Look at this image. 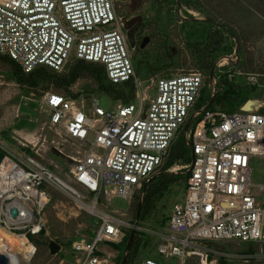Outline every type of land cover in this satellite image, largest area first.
I'll return each mask as SVG.
<instances>
[{"label": "built area", "instance_id": "1", "mask_svg": "<svg viewBox=\"0 0 264 264\" xmlns=\"http://www.w3.org/2000/svg\"><path fill=\"white\" fill-rule=\"evenodd\" d=\"M116 1L0 0V55L24 73L39 66L62 72L74 59L96 63L110 83H133L132 103H138L134 111L121 103L104 111L94 97L86 107L56 92L45 94L47 124L82 151L72 158L69 181L36 160L29 147L34 143L0 142V231L21 236L27 248L0 251L8 264H30L36 246L29 235L45 230L50 187L71 196L98 221L91 240L72 242L74 264H114L112 254L98 245L119 242L122 226L129 224L97 208V202L109 194L131 200L149 182L176 137L183 136L201 95L205 76L198 71L158 77L155 95H142L123 31L126 19L118 15ZM246 82L263 86L253 74ZM260 108L233 113L208 108L193 120L185 136L191 160L182 166L188 173L184 200L173 204L165 225L170 236L158 246L164 259L185 264L195 242L264 243V207L253 194L250 167L252 159L264 158ZM141 264L166 263L147 258Z\"/></svg>", "mask_w": 264, "mask_h": 264}, {"label": "rangeland", "instance_id": "2", "mask_svg": "<svg viewBox=\"0 0 264 264\" xmlns=\"http://www.w3.org/2000/svg\"><path fill=\"white\" fill-rule=\"evenodd\" d=\"M188 1L182 3L181 15L186 16L185 12L197 18L212 15L211 17L219 22L235 29L241 53L234 65L236 67L239 64L235 68L234 81L244 88H252L246 82V78L248 74H253L257 82L263 86L254 87V91L248 95L244 103L248 100L257 101L253 105L259 104L260 111H264V0H195L197 5L203 7L208 14H201L192 9L190 7L192 3ZM115 4L118 15L123 16L126 21L132 20L131 17L138 18L137 16L146 17L149 21L152 40L145 48L143 57L146 60L145 65L137 70L136 64L142 60H139L140 57L133 59L142 95L151 98L155 95L154 81L158 77L198 71L185 45L183 32L185 26L181 24L183 21L170 12L174 10V6L169 7L158 20H154L151 18L152 7L148 5L147 0H117ZM166 51L169 52L168 58L171 57V60H163L168 68L156 73L149 71L147 67L165 58ZM229 56H232V53ZM226 64L223 63L221 67ZM218 74L221 72L219 71ZM94 87L91 80L83 78L77 80L70 91L79 94L77 100L84 102L86 107H89L90 99L94 96L99 107L104 111L111 110L115 103L107 95L94 94ZM51 91L55 90L50 88L47 92ZM45 94L38 97L33 94L20 95L8 68L0 64V142L9 146H17L18 142L26 144V140L34 143V147L32 145L29 147L33 148L36 160L48 167L61 180L69 181L68 171L74 164L72 158H79L82 151L78 143L74 145L72 141L66 139L62 130L49 127L47 124L48 111L43 103ZM137 106V102L131 103L133 111ZM5 133L7 137L4 136ZM177 166L180 169L174 173L185 175L186 168L182 167L185 165ZM250 167L253 194L257 202L264 207V158L252 159ZM184 190L181 182L171 185L162 199L156 203V208L152 210L148 219L143 224L138 223L136 232L143 233L144 237H141L144 240L139 248L137 264H141L147 258L163 263L165 261L166 264H179L176 258L164 259L158 253V246L166 244L163 239L170 236L165 226L167 217L171 213L173 204L183 202ZM49 195L51 200L49 199L44 209L46 222L44 238L58 244L59 251L50 255L48 247L38 245L30 264H74L72 242L79 239L91 240L98 228V221L63 191L50 187ZM96 207L113 213L117 218L128 223L129 225L122 226V232L127 228L131 229L134 223L135 198L125 200L109 194L107 198H100ZM34 239L40 241L41 237L35 236ZM109 246V244L98 245L101 250L110 252L113 263L118 264L117 258L123 255L122 250H115ZM184 259L185 264H264V243L250 247L236 241L195 242L185 253Z\"/></svg>", "mask_w": 264, "mask_h": 264}, {"label": "trees", "instance_id": "3", "mask_svg": "<svg viewBox=\"0 0 264 264\" xmlns=\"http://www.w3.org/2000/svg\"><path fill=\"white\" fill-rule=\"evenodd\" d=\"M188 0H181L182 3H185ZM189 2V1H188ZM192 9H195L201 14H205L203 7L197 5V1L190 0ZM187 4V3H186ZM190 4V3H189ZM188 5V4H187ZM208 14V13H206ZM186 16H189L185 12ZM210 15V14H209ZM212 16V15H211ZM184 32L185 45L190 51L191 57L195 62V69L201 72L205 76L204 85L202 88L201 95L196 103L193 111L200 110L203 108L210 98V89L207 87V77L210 71L212 64L219 57L225 55H231L233 52V42L228 37L225 30L217 28L212 24L205 22H181ZM226 24V23H225ZM231 27V26H230ZM233 32L238 38V35L233 27H231ZM241 53V48L239 49V54ZM166 57L161 58L159 61L155 62L154 65L148 66V70L151 72H159L168 68V65L163 61L164 59H170L167 55L169 52L166 51ZM171 60V59H170ZM170 62V61H169ZM0 64L4 65L9 70V75L11 79L15 82L18 87L20 95L33 94L35 96L44 95L50 88H53L56 92L71 98L77 99L79 94H73L70 91V88L77 82L79 79L87 78L93 82L95 85L93 89L94 94H104L112 99L114 103H121L129 105L133 102L135 98V87L133 83L126 82L121 84H112L108 81L104 68L96 63H89L81 60H72L70 65L66 67L62 72H56L51 69H48L44 66H39L32 70L30 73H24L19 66H17L12 60L7 56L0 55ZM145 64L138 62L136 64L137 70ZM235 67L222 66L215 72V87L216 95L212 105L209 107V110H220L226 113H233L239 110L240 106L248 99V95L254 91L252 88H244L240 83L235 82ZM135 67V65H134ZM135 68V72L137 70ZM221 74H218V72ZM230 71V72H228ZM231 73V75H230ZM234 75V77H233ZM169 76V75H166ZM233 77V78H230ZM94 97V96H93ZM264 113V111H262ZM200 116L194 119L196 122ZM7 137V134H4ZM2 158V151L0 150V160ZM191 157L189 155V149L185 144L182 133L176 137L172 143L168 156L166 157L162 167L158 172H165L170 167L174 165H188L190 163ZM186 171V170H185ZM188 176L186 172L185 175L180 174H162L147 185L145 194L142 198V205L140 210V215L138 219L139 224H143L149 217L152 210H155L156 203L159 202L164 194L167 192L169 187L177 182H181L185 187V181ZM143 186L141 189L133 196L136 200V207L134 210V219L138 206L139 196L141 194ZM51 200V199H50ZM130 228H127L122 232V237L117 243H110V247L115 250H122L128 240L130 233ZM45 230H42L37 235H29V240L37 246L41 245L43 247H48L49 240L44 238ZM140 235V237H138ZM35 236L41 237L40 241L34 239ZM143 233H135L126 264H137L139 257V248L143 243ZM240 243V242H239ZM249 245L252 247L254 244L262 243H241ZM37 250V249H36ZM121 254V255H122ZM122 256H118L117 262L120 263Z\"/></svg>", "mask_w": 264, "mask_h": 264}, {"label": "water", "instance_id": "4", "mask_svg": "<svg viewBox=\"0 0 264 264\" xmlns=\"http://www.w3.org/2000/svg\"><path fill=\"white\" fill-rule=\"evenodd\" d=\"M175 2H176L177 16L180 20L185 21V22H190V23L191 22H205V23L212 24L213 26H215L217 28H221V29L225 30V32L227 33L228 37L230 38V40L233 42V45H234L232 56L219 57L217 60H215V62L212 64V66L210 68V71H209L208 77H207V87L210 89V98H209L208 102L200 110H197V111L191 113L189 115V117L187 118L185 124H184L183 137H184V141H185L186 146L188 147L189 151L191 152V143L185 139V136L188 132V129L190 128L193 120L197 117V115H200L205 110H207L212 105V103L215 99L216 87H215L214 76H215L216 69L219 67V65H221L222 63H225V62L227 63L226 64L227 67H234V65L239 60L240 42H239V39L237 38V36L235 35V33L233 32L232 28L229 25L222 23V22H219L215 18L208 16V15H204L201 18H197L195 16H190V17L189 16H183V15H181V10H182L181 0H175ZM145 44H146V40L143 42L142 45L144 46ZM253 102H255V101L248 100L246 103H244V105L240 108V110L241 111L252 110V108L254 106ZM248 103H250L253 106L246 107ZM162 174H175V173L170 172V171L157 173L149 180V182L152 181L155 177H158ZM148 183L144 184V186L142 188V191H141V194H140V197L138 200V206H137V210H136V214H135L134 223L131 227V230H130V233L128 236V240H127L125 248H124V253L122 255V258H121L119 264H126L127 257H128L133 239H134V235H135V232L137 231L138 219H139L141 205H142V198L145 194ZM12 216L15 217V214L13 213ZM48 250H49L50 255H54L59 251V245L53 241H49ZM0 264H8V259L5 255L0 254Z\"/></svg>", "mask_w": 264, "mask_h": 264}, {"label": "flooded vegetation", "instance_id": "5", "mask_svg": "<svg viewBox=\"0 0 264 264\" xmlns=\"http://www.w3.org/2000/svg\"><path fill=\"white\" fill-rule=\"evenodd\" d=\"M147 3L152 7L151 18L154 20H158L161 15L163 13H166V10L171 6H174V10H171L170 12L174 13L175 17L177 16L175 0H147ZM137 17L138 18L131 17L132 20H127L124 24L123 31L126 36L127 45L129 47L132 60L140 57L141 59L139 60H142V64H145L146 60L143 59V57L145 56V48L146 46H148V44L151 43L152 38L149 31V21H147V18H142L141 16ZM145 40L146 44L143 46L142 44Z\"/></svg>", "mask_w": 264, "mask_h": 264}, {"label": "bare ground", "instance_id": "6", "mask_svg": "<svg viewBox=\"0 0 264 264\" xmlns=\"http://www.w3.org/2000/svg\"><path fill=\"white\" fill-rule=\"evenodd\" d=\"M248 106L252 105L248 103L246 107ZM5 249L22 250L24 252L27 250L21 236L11 235L0 231V251Z\"/></svg>", "mask_w": 264, "mask_h": 264}, {"label": "crops", "instance_id": "7", "mask_svg": "<svg viewBox=\"0 0 264 264\" xmlns=\"http://www.w3.org/2000/svg\"><path fill=\"white\" fill-rule=\"evenodd\" d=\"M189 153H190V151H189Z\"/></svg>", "mask_w": 264, "mask_h": 264}]
</instances>
